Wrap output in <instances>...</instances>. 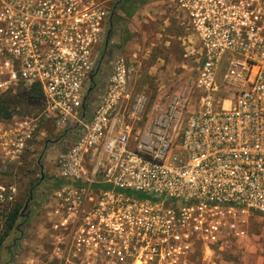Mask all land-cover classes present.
Returning a JSON list of instances; mask_svg holds the SVG:
<instances>
[{"label":"built area","instance_id":"2783aa9c","mask_svg":"<svg viewBox=\"0 0 264 264\" xmlns=\"http://www.w3.org/2000/svg\"><path fill=\"white\" fill-rule=\"evenodd\" d=\"M170 1L196 36V77L149 92L121 51L96 85L111 0H0V94H44L40 117L11 123L0 142L21 152L40 118L67 131L49 210L63 263L192 264L264 216V0Z\"/></svg>","mask_w":264,"mask_h":264},{"label":"rangeland","instance_id":"374dc122","mask_svg":"<svg viewBox=\"0 0 264 264\" xmlns=\"http://www.w3.org/2000/svg\"><path fill=\"white\" fill-rule=\"evenodd\" d=\"M158 1L162 6L167 5L166 0H146L145 3L148 7L157 6ZM141 8V4L136 6V10ZM148 10L151 11L150 8ZM128 17L121 20V26L115 27L113 31L112 53L105 58L101 74L96 77L95 82L99 87L105 83L112 70L114 52H124L133 61L136 58L132 55L133 32ZM153 20L148 22L149 32L157 24L156 20ZM149 47L150 44L146 50L152 52ZM151 61L146 58L142 61L141 70L132 80L133 86L141 85L145 71L151 67ZM152 63H154L152 70L161 73L158 76L148 73V77L143 78L145 80L143 84L147 85L149 92L160 84L183 85L196 77V62L191 58H187L185 66L182 60L177 62L153 60ZM41 110V102H33L32 106L17 109L12 118L0 119V131L17 120L26 117L39 118ZM36 122H39V125L35 130V138L27 142V146L23 147L21 152L9 155L6 146L0 142V207L6 208L5 211L0 210V218H6L12 208L25 205L22 208V216L16 220L17 224L21 223V227L10 231L0 250V264H65L56 255L54 245L51 244L55 232L49 224V210L54 203L52 198L45 201V196L58 180L54 177V162L65 141L67 131H58L50 124L41 123V118ZM30 193L32 199L29 198ZM2 230L1 227L0 232ZM191 258L192 264H264V216L254 215L250 220L247 236L237 244L214 252L211 259H206L200 250H196Z\"/></svg>","mask_w":264,"mask_h":264},{"label":"crops","instance_id":"0c3cea01","mask_svg":"<svg viewBox=\"0 0 264 264\" xmlns=\"http://www.w3.org/2000/svg\"><path fill=\"white\" fill-rule=\"evenodd\" d=\"M145 2L139 3L142 6L141 10H136L132 16H126V18H130L131 31L133 32L131 45H133L132 55L136 57L134 62L137 63L135 74L141 70L142 61L145 58L152 60L151 67L145 71L146 74L143 77L146 79L148 73H153L154 76L161 73L152 70L154 68L153 60L154 62L156 60L176 62L182 60L185 66L190 43L196 39V36L191 28L187 12L176 3L166 0L167 5L162 6L158 1L159 5L148 7ZM149 8L151 11L148 10ZM153 19L156 20L157 24L149 32L148 22L154 21ZM148 44H150L149 48L153 50L152 52L146 50ZM143 78L141 79V85H138V87L146 90L148 87L143 84L145 82Z\"/></svg>","mask_w":264,"mask_h":264},{"label":"trees","instance_id":"16d2710c","mask_svg":"<svg viewBox=\"0 0 264 264\" xmlns=\"http://www.w3.org/2000/svg\"><path fill=\"white\" fill-rule=\"evenodd\" d=\"M146 0H120L115 5V10L112 18L111 34L115 27L118 28V24L121 20L126 18V16H132L136 10V6L139 3H143ZM44 94L39 85L35 84L31 87L20 86L16 92L8 90L0 94V119H10L17 113V109L27 108L32 106L33 102L43 103ZM61 181L57 180L55 183L59 185ZM108 187V186H107ZM128 193L142 196L140 193L133 192L128 190ZM24 206H17L12 208L6 218H0V228L3 230L0 232V250L3 246V243L8 237L10 231L14 228H20L21 223L17 224L16 220L18 217L22 216ZM0 210L5 211L6 208Z\"/></svg>","mask_w":264,"mask_h":264},{"label":"flooded vegetation","instance_id":"af4514ba","mask_svg":"<svg viewBox=\"0 0 264 264\" xmlns=\"http://www.w3.org/2000/svg\"><path fill=\"white\" fill-rule=\"evenodd\" d=\"M118 1H120V0H111V2L113 3V5H114V7H115V5L117 4V2ZM122 1V0H121ZM108 185H102V186H96V191H99V190H101V189H107V188H110V186H108ZM52 194V191H51V188L49 189V192H47V195L45 196V201L46 200H48V199H50V195ZM32 193H30V196H29V198H31L32 199ZM52 245H54V247H53V249H55V245L56 244H58V241H57V239L56 238H54V241H52V243H51ZM66 264V263H65Z\"/></svg>","mask_w":264,"mask_h":264}]
</instances>
